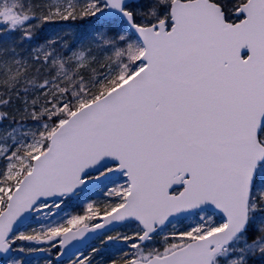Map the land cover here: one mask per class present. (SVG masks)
Returning <instances> with one entry per match:
<instances>
[{"label":"snow or ice","instance_id":"6c2138e0","mask_svg":"<svg viewBox=\"0 0 264 264\" xmlns=\"http://www.w3.org/2000/svg\"><path fill=\"white\" fill-rule=\"evenodd\" d=\"M0 30L6 264L91 233L99 264H264V0H0Z\"/></svg>","mask_w":264,"mask_h":264},{"label":"rangeland","instance_id":"374dc122","mask_svg":"<svg viewBox=\"0 0 264 264\" xmlns=\"http://www.w3.org/2000/svg\"><path fill=\"white\" fill-rule=\"evenodd\" d=\"M64 32V26L62 29H54V30H50L48 33L45 34L46 37H51V36H55L59 33ZM0 91H3L0 90ZM22 104L19 100H14L13 103H11L6 109L0 107V111H7L10 113L9 119L4 121L3 125H0V127H4V126H8V127H15L16 124L19 122L20 120V116L17 113V109L21 108ZM15 116L16 119L13 120L11 117ZM29 123H31L29 121ZM93 198L94 199H103L102 195L98 194V193H93ZM94 221H87V223L91 224ZM190 221H186V223H188ZM38 227V225L36 224L35 221H33L31 224H29L27 227H22L20 229V231L23 232H30V230L32 228H36ZM119 231H125V229H117ZM108 234H112V233H108ZM105 239L104 236H98L95 239H93L84 249H81V251H83L85 254H88L91 251L92 247H97L100 249V254L97 255L95 257V262L94 264H99V262L103 259V260H107L109 258V255L111 253H113L115 251V249L110 245V244H106V245H101V240ZM36 246H41L44 248H47V244H43L40 245L39 242H29V241H17L16 242V250H14L13 252V256L16 258H19L23 261V264H46V261L51 259L52 260V264H69V259H67L64 262H56L54 260L55 257V249H51L48 251H43V252H32L29 253L27 251V248L29 247H36ZM20 247H24L25 251L24 252H20L18 249ZM2 264H6V261Z\"/></svg>","mask_w":264,"mask_h":264},{"label":"trees","instance_id":"16d2710c","mask_svg":"<svg viewBox=\"0 0 264 264\" xmlns=\"http://www.w3.org/2000/svg\"><path fill=\"white\" fill-rule=\"evenodd\" d=\"M25 2H28V0H25ZM31 2L36 3L38 0H31ZM64 26V31H67L69 27L73 31L78 30L80 28H83L86 26V22L82 21H76V22H59L55 24H47L43 27L41 31H39L36 35V37L33 38L31 41H25L23 44H19V48L25 50V54L28 49H30L34 44H38L44 39L48 38L45 36L46 33H48L51 29L58 30L62 29ZM19 40V33L18 32H13L9 33L7 31L0 30V46L3 45H8V44H13V43H18ZM2 90V88H0Z\"/></svg>","mask_w":264,"mask_h":264},{"label":"water","instance_id":"95a60500","mask_svg":"<svg viewBox=\"0 0 264 264\" xmlns=\"http://www.w3.org/2000/svg\"><path fill=\"white\" fill-rule=\"evenodd\" d=\"M97 231L99 232V231H103V230H97ZM97 236L98 235L96 233L89 234L88 239L86 241H84L83 243L76 244V247L70 249V251H69V253L67 255H64L63 257H61L59 259H57V257H55V260L56 261H62V260L68 259L71 256L72 252L76 251V248H79V249L84 248L92 239H94ZM5 261H6V258L0 256V263H3Z\"/></svg>","mask_w":264,"mask_h":264}]
</instances>
